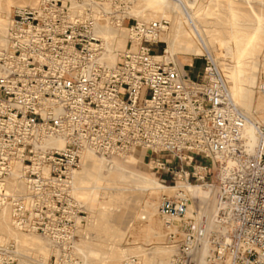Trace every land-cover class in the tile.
Listing matches in <instances>:
<instances>
[{
	"label": "built area",
	"instance_id": "1",
	"mask_svg": "<svg viewBox=\"0 0 264 264\" xmlns=\"http://www.w3.org/2000/svg\"><path fill=\"white\" fill-rule=\"evenodd\" d=\"M132 3L14 6L0 47V216L49 239L48 264H80L74 249L85 206L74 174L82 156L144 152L163 189L158 211L172 264H264V128L234 100L213 59L205 56L192 77L186 67L194 63L166 54L171 21H140ZM112 18L129 29L113 65L102 34ZM257 88L264 94V74ZM17 247L0 242V264H17Z\"/></svg>",
	"mask_w": 264,
	"mask_h": 264
},
{
	"label": "bare ground",
	"instance_id": "2",
	"mask_svg": "<svg viewBox=\"0 0 264 264\" xmlns=\"http://www.w3.org/2000/svg\"><path fill=\"white\" fill-rule=\"evenodd\" d=\"M142 1L140 6L131 7L129 10V14L136 17L138 20L149 21L156 19V17H165L167 19L172 17V20L169 19L171 21L170 29L162 37L168 44V55L182 66L185 64V61L179 56V53L205 55L213 59L219 66L234 100L251 120L257 121L254 113L264 112V99L254 102L252 95V87L255 85L254 73L256 72L257 64H252L249 68L250 70H248L250 72L248 73L245 67V64L248 63L247 60L246 63L241 65L236 64L240 55L246 51L247 45L255 36L252 33L245 32L244 29L248 26L247 22H244L239 29L238 26L237 29H234V26H232L233 28L230 27L227 32L222 31V34H218V32H212L204 26L201 18L192 9V0ZM10 3L17 5L34 4L36 0H0V47L5 44V33L8 26V18L10 17V10L8 8ZM242 7H245V5H242ZM146 10L156 11L160 14L148 16L145 13ZM246 15L248 20L250 14L246 13ZM128 32L129 29L126 25L121 24L120 20L113 18L102 28V34L106 39L109 49L107 61L110 64H116L119 60V54L126 49ZM235 32H238L237 34L244 32L245 34L234 38L227 35ZM224 53L226 55L237 53L238 56L234 63H228L225 62ZM216 57L220 59L217 60ZM190 62L191 59H189V63ZM247 133L251 146H256L259 142V137L256 133V127L252 122L248 125ZM135 160H138V157L134 154L125 155L122 158V161L128 164H132ZM146 164L151 167L149 163ZM126 172L124 164L119 161L118 157H114L111 161H107L92 152H86L82 156L80 169L75 171L74 186L80 195L87 194L88 197L86 199H88V201H94V203H96L95 201L99 200L98 203H96V205H99L102 204V201L98 199L100 190L108 188L111 184L113 185V178L123 177ZM127 177H129L130 180L126 181L124 184L132 182L143 190H163L160 183L146 173H133L131 176L128 174ZM83 183L86 185L82 186ZM117 188L120 190L124 189L123 187ZM188 190L193 196H204L200 187L189 186ZM151 202L152 201H146L144 205V213L146 214L144 217L148 219L145 231L148 236L161 239L164 235L160 229H157V218L153 219L157 214L158 206L156 203ZM99 214L103 219H106V215L100 211V209ZM151 221L154 222L152 223ZM10 239H14L18 244L17 253L19 259L17 264H48L54 252L49 239L38 234L26 233L15 229L12 226L9 214L5 213L0 216V242H7ZM88 245L89 244H87V247ZM92 245L87 252L81 248L80 250L82 253L85 252L84 255L85 257L87 256V259L91 257V259L96 262L94 264H122L125 260L131 258L130 256L126 257V255L130 253V247L121 248L116 246L109 248L108 252L101 254L96 248H93ZM111 245L112 244H110V246ZM140 247L142 250L141 253L138 254L140 259L137 264H172V253L175 252L173 246L165 244L148 248L144 246ZM96 255H102V257L97 258ZM147 255H151L152 257H148ZM168 258L170 259L168 260ZM84 264H89V261ZM200 264L206 263L202 261Z\"/></svg>",
	"mask_w": 264,
	"mask_h": 264
},
{
	"label": "rangeland",
	"instance_id": "3",
	"mask_svg": "<svg viewBox=\"0 0 264 264\" xmlns=\"http://www.w3.org/2000/svg\"><path fill=\"white\" fill-rule=\"evenodd\" d=\"M142 2V0H133L131 5L132 7L140 6ZM192 2L193 11L201 18L204 26L212 32L222 34V31L227 32L230 27L233 28L232 26H234V29H237L238 26L239 29L244 22H247L248 26L244 29L245 32L252 33L255 36L247 45L246 51L240 55L236 64L241 65L248 61V63L245 64L247 73L250 72L248 70H250L249 68L252 64H257L256 72L254 73L255 85L252 87V95L254 102L264 99V94L259 92L257 88L260 75L264 74V0H192ZM242 5H245V7H242ZM14 6H17V4L10 3V6L8 7L10 10L9 14H11ZM145 13L148 16L160 14L152 10H146ZM246 13L250 14V16H248V20L246 18ZM156 19H159V17H156ZM169 19L172 20V17ZM237 33L238 32L227 35L234 38L245 34L244 32L240 34ZM127 38H129V32L127 34ZM167 46L166 54L168 55L169 52H167ZM154 50L161 52L162 45H155ZM179 56L184 59V65L189 64V59H191L190 63L195 61L192 67H186L187 70L189 69L188 71L191 73L192 77H197V75L202 72L205 63V55L179 53ZM237 56V53L228 55L224 53V58L226 59L225 62L234 63ZM216 58L217 60L220 59L219 57ZM254 116L261 127L264 128V112L254 113ZM136 156L139 157L138 155ZM118 158L119 161L124 164L127 174L125 173L123 177H114L113 185L111 184L108 188L100 190L98 199L102 201V204L96 205L99 200L95 201L96 203H94V201H88V199H86L88 197L87 194L80 195L78 190H76L78 198L85 206V212L83 214L84 221L82 222L81 228H79V231L77 232V245L74 249L79 257L80 264H84L85 262L87 263L88 261L89 264H91V261L92 264L96 263L93 259H91V257H89L88 260L87 256L85 257L84 255L85 252L82 253L80 250L81 248L87 252L92 244V247L96 248L101 254L108 252L109 248L116 246L121 248L130 247V253L126 255V257H136L138 260L140 259L138 254H140L142 250L140 246L148 248L158 245H169L165 222L158 211L153 219L157 218L156 223L158 228H156L160 229L164 236L161 239H156L153 236H148L145 231L148 223V219L144 217L146 216L144 213L145 202L152 201L151 203H156L157 206H159V201L163 191L143 190L132 182L124 184L126 181L130 180L127 175L130 174L131 176L133 173H146L157 180L156 174L154 173L155 171L147 164L139 162V160H135L132 164H128L122 161V157ZM79 169L80 167L78 170ZM84 183L82 186L86 185ZM117 187H123L124 189L120 190ZM99 209L106 215V219H103L99 214ZM151 222L153 223L154 221ZM87 244L91 245H88L87 247ZM110 244L112 245L110 246ZM96 256L97 258L102 257V255ZM147 256L152 257L151 255ZM169 259L170 258H168V260Z\"/></svg>",
	"mask_w": 264,
	"mask_h": 264
},
{
	"label": "crops",
	"instance_id": "4",
	"mask_svg": "<svg viewBox=\"0 0 264 264\" xmlns=\"http://www.w3.org/2000/svg\"><path fill=\"white\" fill-rule=\"evenodd\" d=\"M192 63H195V61H192ZM190 64V63H189ZM139 157H138V160H139V162H141V163H148V159L146 158V154L144 153V152H142L140 155H138ZM155 174H156V171L154 172Z\"/></svg>",
	"mask_w": 264,
	"mask_h": 264
}]
</instances>
